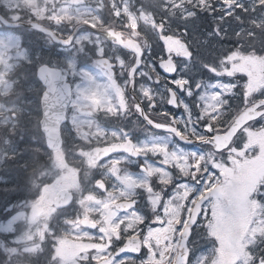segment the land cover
I'll list each match as a JSON object with an SVG mask.
<instances>
[{
	"label": "snow or ice",
	"instance_id": "obj_1",
	"mask_svg": "<svg viewBox=\"0 0 264 264\" xmlns=\"http://www.w3.org/2000/svg\"><path fill=\"white\" fill-rule=\"evenodd\" d=\"M230 2L221 0L224 5ZM259 7L264 8V2ZM235 8L237 16L240 10L247 11L240 3ZM213 10L214 6L209 5L207 12L203 9L186 12L185 23ZM224 11L226 16L233 14L228 9ZM114 15L120 18L121 13L117 11ZM158 39L162 42L174 39L187 48L184 56H172L173 70L163 71L166 107L162 114L167 122L158 123L147 111L148 108L160 111L151 85L141 89V96L148 103L141 100L134 109L148 127L162 130L167 139L150 137L152 144L145 141L142 145L131 130L123 127L111 130L122 142L105 149L91 163L109 164L107 171L116 183L109 185L94 178L93 189L84 194L83 200L79 203L69 200L52 213L43 230L40 251L35 253L43 254L51 235L53 239L47 249L51 264H61L55 239L57 220L79 232L82 241L77 256L63 264H264V176L245 180L243 171L237 169V161L264 163V89L249 90L243 75H220L215 65L198 59V71L209 82L207 91H202L205 86L194 79L191 71V48L177 37H169L163 22ZM62 43L67 45L71 40ZM20 46L14 32L0 33V54ZM161 52L162 60H169L168 55H163V43ZM231 53L229 50L222 54L216 64L220 60L226 62ZM143 54L141 48V58ZM43 67L50 65L42 61L37 72ZM139 68L136 64L133 76ZM153 69L159 77V65H153ZM161 82L159 78L154 81L157 85ZM41 100L47 103V92L41 93ZM124 111H128L127 107ZM40 116L43 129L49 117L44 110ZM56 119L62 120V114ZM49 155L54 166L51 152ZM148 155L155 160L149 161ZM129 156L135 158L132 167L137 174L144 175L143 181L121 176L119 166L129 162ZM46 187L37 184L33 201H25L21 207L31 209ZM96 193H104L105 198L97 199ZM81 205L94 207V214L87 211L79 214L77 209ZM68 212L71 215L65 214ZM15 220L13 217L7 225L0 224V232H14ZM196 242L201 247L194 251L192 245ZM18 253L19 248L13 251ZM22 254L29 252L24 250Z\"/></svg>",
	"mask_w": 264,
	"mask_h": 264
},
{
	"label": "flooded vegetation",
	"instance_id": "obj_2",
	"mask_svg": "<svg viewBox=\"0 0 264 264\" xmlns=\"http://www.w3.org/2000/svg\"><path fill=\"white\" fill-rule=\"evenodd\" d=\"M101 19V18H99ZM68 19H64L58 24L50 23L46 25V27H53L55 30L59 31V27H76V24L68 22ZM98 21V19L96 20ZM96 31H91L86 28H82L78 30L77 36V45H76V83L78 85V92L76 97L81 102L83 100V104H81V110L78 113L79 119L76 120V143L74 146L78 147L77 153L75 152V157L79 158V161L75 163L74 167L66 168L63 171H59V169L51 170L49 174L44 173L42 170L40 172V177L35 179L33 177L32 168H28L27 171L29 174L25 177V198L24 200L18 199L17 197H11L4 202V213L7 212L13 205L17 203H23L28 199H34L37 195L36 193V185L39 184L41 187L43 185H47L44 188V191L40 193V200H38L35 205L29 209L25 208L24 210V219L15 223L13 226L15 228L14 232H11L4 237L0 238V245L2 246H9L11 250V254L7 255L6 259L0 258V261L3 263L10 262L13 259V251L17 249V240L16 238L20 235L22 230H27L28 234H30L31 241L29 243L20 244L19 248L21 250H26L27 246L33 245L37 248H40L41 240H43V230L46 228L49 218L51 217L52 213H55L60 206L55 204V198L61 190H67L70 192V198L72 201L76 203V171L82 172L85 168L86 162L82 158L83 149H91L92 147H101L106 145H119L122 140L112 135L110 131L112 129H120L121 127L131 130L138 136L139 141L143 145V142H147L149 145L152 144V140L150 137H162L167 139V134L162 130H155L148 127L144 120L141 119L134 109V105L137 102L143 100L145 103H148L146 97L141 96V89L144 87V81L140 78V72L143 68V65L146 61L152 60V64L159 65L162 60V52H161V44L163 43L164 53L163 55H168L169 58L172 56H176L177 58L182 57V52L187 51V48L183 47L182 44L178 43L177 40L170 39L167 41H161L158 39V30L159 27H156L155 35L153 39L146 38L144 30L142 28H137L136 30L132 31L126 23H119V21L115 22H108L99 23L95 22L92 24ZM176 27H164V31L168 34L169 37L175 36L171 32ZM113 29L122 40L132 38L136 40L141 48L144 49L143 57L141 58V65L139 70L135 72L134 79L136 80V84L133 88V96L129 94V80H128V70L129 66L135 62L136 55L133 52H128L121 49L118 45H116L113 41L108 40L106 36H104V32ZM178 38V37H177ZM180 41L185 42L189 48L192 50V59L194 61H206L210 65H215L217 73L220 75H224L226 73H231L234 76L243 75L247 83H250L252 79H255L256 72H257V53L255 48L251 46L249 49H245L244 51L240 52L239 49L235 50V55L230 56L234 62L233 65L227 68L225 67L223 60H220V63L217 65L216 61L220 59L221 55L224 54V51L220 49H216L215 53L208 54L199 47H195L191 43V39L189 36H185L184 38H178ZM147 40V41H146ZM115 41V40H114ZM222 40L219 41V43ZM260 45H264V40L259 39L257 41ZM148 49L145 50V46ZM184 49V50H182ZM236 49V48H235ZM98 58H104L109 61L110 64H113V74L110 75L108 72H104V70L97 64ZM179 62V60H178ZM161 68V67H160ZM93 70L88 72L89 70ZM182 74V73H181ZM101 76L102 83L105 84V81H109L111 87H115L117 91V99L115 101V105L118 107L116 108L119 112L114 114L113 117L110 116V109L108 103L110 99L107 97L108 93L103 91L100 95H96L92 97V94L99 91V89L103 90L105 88H98L95 89L92 93H90V89L86 88L87 82L84 79L89 78V76H93L95 79ZM109 75V76H108ZM152 79L153 83V96L155 97V102L159 104L160 111L153 112L151 108H148L147 111L151 115L152 119L157 121L158 123H166L165 116L162 114V110L166 107L164 104V92L166 85L164 82L163 73L159 77H157V73L153 70L151 72V76L149 77ZM159 78L161 79V84L157 85L154 81ZM194 79L201 82L202 91H207L206 85L209 83L207 81V77L200 75V73L194 74ZM97 83H95L96 85ZM251 84L249 85V90L251 89ZM264 87V85H262ZM256 90V89H255ZM233 105L237 104L236 100H233ZM127 107L128 111L125 112L124 109ZM99 108L100 110L94 113V109ZM101 127L103 130V136L107 137L106 140H101L99 142H95L94 138L99 136L97 134L98 128ZM110 135V136H109ZM68 137L67 134H62L63 142L66 141ZM86 139V143L83 145V149L79 147L82 141ZM157 143H163L162 141H157ZM71 145V144H70ZM72 146V145H71ZM75 147V148H76ZM73 148H70L72 150ZM68 149V152L70 151ZM46 153V152H45ZM116 154H114L115 156ZM141 158H144L143 156ZM134 157H127L129 162L122 163L120 167V174L121 176H131V178L137 182L143 181L145 179L143 174H137L135 169L132 167V161H134ZM147 159L149 161L155 160V157L152 155H148ZM44 165H46L47 158L44 159ZM31 161L28 162V164ZM237 164L240 166L237 168L240 170L241 165H243L244 169L250 170L256 166V163L251 161H238ZM111 167L109 164H102V165H95L94 167L86 170L88 173L94 174V178H100L104 180V183L112 185L116 183V181L111 177L108 173L107 169ZM38 174V173H35ZM103 175V177H102ZM93 179V183H94ZM93 183L89 182L86 190L84 192H90L93 189ZM72 186V187H69ZM100 197H105L104 193H99ZM34 208V211H37V208L40 209L37 215L32 214L31 211ZM34 211H32L34 213ZM95 212V211H94ZM94 212L89 213V215L94 214ZM27 213V216H25ZM66 215H71V212L65 213ZM57 227V236L55 239L58 241L57 248L58 254L61 257V264L63 261H72L73 258L76 256V232L73 231V227L68 226L65 222L61 220H57L56 222ZM36 230V232H35ZM85 231V230H84ZM29 239V238H28ZM53 237L49 235L48 243L44 245V251L42 254L44 264H51L49 260V253L47 249L51 246V241ZM26 240V239H25ZM21 242V241H20ZM25 246V247H24ZM201 247L200 242L193 243L192 248L194 251L198 250ZM29 255H25L26 260L33 261V252L28 251ZM6 251L4 252V255ZM13 254V255H12ZM41 262V258L39 259ZM39 262V263H40Z\"/></svg>",
	"mask_w": 264,
	"mask_h": 264
},
{
	"label": "rangeland",
	"instance_id": "obj_3",
	"mask_svg": "<svg viewBox=\"0 0 264 264\" xmlns=\"http://www.w3.org/2000/svg\"><path fill=\"white\" fill-rule=\"evenodd\" d=\"M88 1V0H87ZM112 4H113V9L114 11H118L121 13L122 15V11L121 9L123 8L124 11L128 14H130V17L126 16L129 24L132 23L134 25V27L140 26L143 27V29L145 30L146 33H150L151 35H153L152 30L154 29L151 25L147 24V23H143L141 22V19L139 18V15L142 13V17L145 19V21H148V19L146 18L148 15H151V17L155 20V24L154 27H158V23L155 19V16L152 12H155V10L157 11L159 9V7L157 6V3L159 2V0H123L122 3L118 4L117 0H111ZM166 3L168 1H170V3H172V0H164ZM177 3L176 5H179V7H176V5L171 4V9L172 11H170V14L167 12L165 14H161V16H159V18L161 19H165V25L164 27H185V31L187 32V34L189 35V33L192 35H196L197 36V44H199V47L206 53V55L212 53H215V40L217 39L218 35L216 31L210 32L209 30H200L197 31V27H227L228 22L230 21V18L234 15H230V16H222L221 17V21H222V26H220V23L218 22L217 16L215 14H213V11L211 14L205 16L202 15L200 18L196 19V20H188L187 23H185V16H186V12H191L190 7H188L187 9H185V7H183L182 5H184V3H188L190 4L192 7L196 6L198 7L197 11H199L200 9H203L205 12L208 11V7L211 4V1H217L221 3V0H209L207 2H205L206 0H204V3L201 4L200 0H175ZM264 0H255L252 3L249 4H245L242 2L243 5L246 6L247 11H243L248 13L249 12V7L253 8L255 5H260ZM45 0H43V2L40 4H45ZM239 3V2H238ZM84 4H86V6H84ZM139 4V5H138ZM241 4V3H240ZM156 5V6H155ZM223 5V4H222ZM35 6H39L37 4V2H35V0H0V10L4 11V13L12 20H17V15L15 13L9 12L10 9H12L13 7H17L19 9H22L25 11L30 12V8L35 7ZM164 9H167L168 7H162ZM90 7L88 5V3H86L85 1L82 3V5H76V10L73 9L74 13H76V19H82V17L87 16V15H92V13H94L93 11H90ZM77 10H79L80 12L78 13ZM220 10H222V7L220 8ZM72 11V10H71ZM236 9H232V13H235ZM27 14V12H25ZM127 15V14H126ZM213 15V16H212ZM259 15H257L256 18H254L252 20V22L250 21V27H252L253 29L256 30V32H251V31H244V29H241L239 31L238 34H236V37H240V38H246L249 39V37L252 38L254 37V35L257 37L258 35H261L264 32V17H258ZM130 19V20H129ZM236 20H237V15H236ZM246 20H248V18H246ZM164 23V22H163ZM230 27V26H229ZM244 27V26H243ZM179 30V28L177 29ZM8 32H14L15 35L17 37H19L20 42L22 43L23 41V45H21L19 48H13L15 49V51L13 53H9L7 52V56L8 57H13L15 58V61H25L28 60L30 61V65L27 66H23L25 67V71L24 70H17V77L15 78L16 80V84L17 89L15 90L14 94L12 95L11 98L5 97V96H1L0 98V132L1 129L4 130L6 128V125L8 124V120L10 119L9 114L11 113V111H14L13 109H11L9 107L10 103L12 101H14L17 106H14L16 109H18V111H23L21 110V108H24L25 110L23 111V113L25 114V116L27 117L28 114L30 112H34V114L37 113V108H36V103H33L32 108H30L29 106H27V103H25V101L27 100V97L29 95V93L32 91L33 94L36 93L38 85L36 84V78L34 76V72H35V68L45 59V56L43 53V50L47 49V50H52V49H56V51L59 52L60 55V59L58 61V66H60L63 70V73L65 75V77H68L69 80L71 82H73V90L75 91L76 94V46H73L72 48H67V49H59L57 47H55V45H53L49 40H45L44 38L41 39V37L35 36L33 33L28 32L27 30H18V31H5L3 29H0V33H8ZM253 33V34H251ZM253 35V36H252ZM191 38V37H190ZM254 39V38H253ZM76 41V40H75ZM253 41V40H252ZM196 43V41H194ZM74 44L76 45V42H74ZM43 49V50H42ZM227 49L226 46H222L220 45V50H224ZM55 55V54H53ZM7 56H4V54H0V64L3 65V67L0 69V83L2 82L3 78L6 75V72L9 71L8 69L11 67L12 63L14 62H9L8 58H5ZM42 57V58H41ZM30 58V59H29ZM201 61V59H199ZM264 61V60H263ZM257 64H259L257 62ZM153 65L152 64V60L146 61L145 65L142 68V73L140 74V78L144 81V86L147 85H151L153 86V84L151 83L150 80H148V78L151 75V72L154 70L153 69ZM192 73L196 74V73H200L198 71L200 65L198 63V61H194V59H192ZM181 67L183 68V64H181ZM259 67L261 68V70H259L258 72H260V74L256 75L255 79H252L250 81V83H247V86L249 87V85L251 84V89H263L264 87L262 85H264V73H263V67L261 65H259ZM203 71V70H201ZM259 75V76H258ZM20 77V79H19ZM258 79V80H257ZM93 82H100V79H96V80H92ZM9 88V85H5L3 88H0V91H2V93H0V95H3L6 91V89ZM153 88V87H152ZM103 91H106L108 93L107 97L109 98L112 94L113 91L111 89V86L109 83H105V89L101 90L99 89V91H97L96 93L92 94V97L96 96V95H100ZM19 103H21L22 105H18ZM76 98H73L70 110H69V122L68 124L64 127L65 128V132L64 135L67 134L68 137L65 136L66 139V143L67 145H72L73 146V150L68 152V148H65L62 151H56L53 154H51V158L52 160L55 162L54 166L52 164H50V158H49V164L48 166L50 167L51 170H56L59 169V171H63L66 168H72L74 167V163L79 161V158L75 157V142H76ZM108 105L110 106L111 110H114L115 106L114 104L108 103ZM15 112V111H14ZM2 115V116H1ZM24 125L23 119L18 118V126H22ZM101 129L98 128V132L97 134H99V136H97L96 138H94L95 142H99L101 140H106V138L103 136ZM110 136V135H109ZM86 139H84L82 141V143L79 145V147H81L83 149V145L86 143ZM7 148V143H0V151ZM5 157L6 155H4L3 153H0V162H4L5 161ZM50 157V155H49ZM254 173L251 174L252 172L248 173H243V179L248 180V179H254L257 180V177H261L264 176V164L261 166L260 164L257 165V168L254 169L253 168ZM50 173V171H49ZM77 175H76V203H79L81 200L84 199V194L87 192H84V190H86V187L91 179V177L94 175L92 173H88V171L85 170V168L83 169L82 172H78L76 171ZM47 174V172H46ZM23 177H25V175H23ZM33 177L35 179H38L40 177V173L38 174H33ZM72 187V186H69ZM24 191V189L20 190V192ZM96 198L97 199H104L105 197H100L98 193H96ZM28 202H31L29 199L27 200ZM87 203V202H86ZM77 211L79 212V214L83 215L85 213V211H87V213H91L93 211H95V208L92 207L91 205H87V207L85 205H81L80 209H77ZM14 230L15 228L12 227ZM36 232V230H35ZM28 236H30V234H28L27 230H22V232L20 233L19 237L17 238V240H21V239H26ZM80 238V233L76 232V256L79 253V249L81 247L82 241H79ZM1 244V243H0ZM39 249V248H38ZM25 260L24 264H27L26 258L27 257H23ZM17 259H20L19 254L17 255ZM40 259V258H39ZM38 259V260H39ZM0 264H2V262L0 261ZM16 264H20V263H16Z\"/></svg>",
	"mask_w": 264,
	"mask_h": 264
},
{
	"label": "bare ground",
	"instance_id": "obj_4",
	"mask_svg": "<svg viewBox=\"0 0 264 264\" xmlns=\"http://www.w3.org/2000/svg\"><path fill=\"white\" fill-rule=\"evenodd\" d=\"M9 117H10V119L8 120V124L6 125V128L4 130L1 129V132H0V143L6 142L7 148L1 150L0 153H3L4 155H6V158H8L10 161L7 163L6 162H0L1 165H6L8 167L7 172L4 173V172L0 171V177L4 176L6 173L8 174L9 171H13V173H15V174H17L18 172H21L23 168H25L27 165L30 164V163L28 164V162L31 160L36 162V165L32 169L34 173H40L42 170L44 173L47 172V174H49V171L51 172V169L48 166L49 158H50L49 153L51 152V154H53L54 152L64 150L65 148H67L69 146H70L68 148L69 150H70V148H73V146L67 145L66 141L63 142V139H61L60 141L55 143L56 145L58 144V146L53 145L51 147H46V149L44 151H42L41 149H39L38 147H36L35 145L32 144L33 136H37L41 132V130L36 129L33 133L32 139H31V134H32L31 127L27 124V117L25 116L23 111H17L14 114L10 113ZM17 118L23 119L24 125L26 127L18 126ZM62 143H63V148H61ZM17 145H18V147H17ZM78 149H79L78 147L75 148L76 153H77ZM72 150H70V151H72ZM93 150H97V149H83L82 150L83 155H82L81 159H84V161H88V162H86V165H85L86 170L93 168L94 164L91 163V161H93L94 159H98L101 156V153L99 152V150H97L95 152L94 157H93V154H92V156H90V154L92 153ZM45 158H47L46 165H44V162H45L44 159ZM75 163H74V165H75ZM24 172L26 174H29L28 171H24ZM0 191H1L0 192V201L1 202H4L5 200H7L11 197H15V194H16L13 190L10 192H5L6 188L2 185L0 186ZM32 201H33V199H31V202ZM4 203L6 204V202H4ZM22 204L23 203H17L15 205H13L7 212H5V214H3L2 217H0V221L2 218L6 219V220L2 219L3 221L0 224L7 225L10 221H12L13 217H16L15 222L12 224V227H13L15 225V223L19 219L22 218L21 212L25 210V208L21 207ZM18 213H20L19 216L17 215ZM7 234H9V232H0V238L4 237ZM30 237L31 236H28L26 238V240L25 239L17 240V238H16V240L18 241L17 242V248H19V246H18L19 243L20 244H23V242L26 244L29 243L31 241ZM19 249H21V248H19ZM26 250L27 251L32 250L33 258H34V262L26 260L27 264H44L42 254L35 255L36 252L40 251V248L38 249L36 246L30 245V246L26 247ZM5 251H6V254L4 255ZM23 251L24 250H21V253H18L20 256V259H17L18 254H16V258H15V255L12 254L14 257L13 259H15V261L13 262V260H11L10 262H6V264H16L17 262L20 264H24L25 260L23 257H25V255L22 254ZM11 253L12 252H11L9 246L0 245V258L6 259L7 255H9ZM39 258H41V262L38 260Z\"/></svg>",
	"mask_w": 264,
	"mask_h": 264
},
{
	"label": "water",
	"instance_id": "obj_5",
	"mask_svg": "<svg viewBox=\"0 0 264 264\" xmlns=\"http://www.w3.org/2000/svg\"><path fill=\"white\" fill-rule=\"evenodd\" d=\"M0 21L3 23V24H5V25H7V26H18L19 24H21V25H25V26H27V27H31V28H39V29H41V31H43V32H45V33H47V34H49L50 36H51V38L54 40V41H56V42H59V43H62V40H59V39H57L55 36H54V34L50 31V30H47V29H44V28H42L39 24H37V23H33V22H31V23H20V22H8L7 20H5L2 16H0ZM31 25V26H30ZM70 40H71V37L69 38ZM69 39H67V40H69ZM67 40H65V41H67ZM63 45H65L64 43H62ZM69 44V43H68ZM67 44V45H68ZM123 46L125 47V48H128L129 49V45L127 44V43H123ZM173 66H172V70H173ZM42 69L43 68H41L40 69V71H39V75L41 76V72H42ZM166 69H170V66L169 65H167L166 66ZM50 71H52V70H50ZM47 123V122H46ZM54 127L55 126H53L52 125V123H48V124H45V126H44V128L42 129L44 132H45V135H46V139H47V144H48V146L49 147H51V146H58V144L56 145L55 143H53V142H55V140H56V137H55V133H54ZM97 150H93L92 151V153L90 154V156H92V154H93V157L95 156V152H96ZM101 153V152H100Z\"/></svg>",
	"mask_w": 264,
	"mask_h": 264
}]
</instances>
